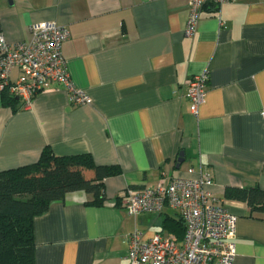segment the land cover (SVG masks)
<instances>
[{
	"label": "crops",
	"instance_id": "crops-1",
	"mask_svg": "<svg viewBox=\"0 0 264 264\" xmlns=\"http://www.w3.org/2000/svg\"><path fill=\"white\" fill-rule=\"evenodd\" d=\"M188 1L0 0L9 44L27 39L34 22L68 28L62 56L90 98L75 104L59 84L12 107L0 93V171L34 163L45 146L121 170L104 179L101 205L71 192L34 217L35 264H128L135 229L175 238L162 222L177 211L132 217L117 198L125 187H153L161 170L186 175L199 162L211 173L209 190L237 217L233 264H264V214L223 198L226 186L264 190V0L208 1L186 37ZM203 72L206 95L194 116L185 87Z\"/></svg>",
	"mask_w": 264,
	"mask_h": 264
},
{
	"label": "built area",
	"instance_id": "built-area-1",
	"mask_svg": "<svg viewBox=\"0 0 264 264\" xmlns=\"http://www.w3.org/2000/svg\"><path fill=\"white\" fill-rule=\"evenodd\" d=\"M220 6L231 0H189L183 35L191 37L206 2ZM222 24V22H220ZM29 37L9 44L0 32V91L22 101L28 107L40 92L61 84L75 104H89L86 92L75 88L62 56V44L69 37L65 25L54 21L34 22ZM18 76L12 79V71ZM206 72L191 76L185 87L194 116L206 95ZM213 179L199 162L186 175H170L161 170L153 187H125L117 202L127 215L160 214L165 209L178 212L184 223L181 240L169 235L134 230L128 238V264H233L236 256V221L223 201L209 187Z\"/></svg>",
	"mask_w": 264,
	"mask_h": 264
},
{
	"label": "trees",
	"instance_id": "trees-1",
	"mask_svg": "<svg viewBox=\"0 0 264 264\" xmlns=\"http://www.w3.org/2000/svg\"><path fill=\"white\" fill-rule=\"evenodd\" d=\"M0 93L5 105L13 107L19 100L6 90ZM120 173L118 166L95 164L89 154L56 156L48 146L34 163L0 171V264H35L34 217L71 192L81 191L90 197L89 204L101 205L104 179ZM223 198L264 214V190L256 186H226ZM162 229L178 241L184 223L180 217L164 219Z\"/></svg>",
	"mask_w": 264,
	"mask_h": 264
},
{
	"label": "water",
	"instance_id": "water-1",
	"mask_svg": "<svg viewBox=\"0 0 264 264\" xmlns=\"http://www.w3.org/2000/svg\"><path fill=\"white\" fill-rule=\"evenodd\" d=\"M183 162V153L180 152L179 153V157L177 159V164H176V168H179L180 164Z\"/></svg>",
	"mask_w": 264,
	"mask_h": 264
},
{
	"label": "rangeland",
	"instance_id": "rangeland-1",
	"mask_svg": "<svg viewBox=\"0 0 264 264\" xmlns=\"http://www.w3.org/2000/svg\"><path fill=\"white\" fill-rule=\"evenodd\" d=\"M151 236V235H150ZM144 237H149L147 234H144Z\"/></svg>",
	"mask_w": 264,
	"mask_h": 264
}]
</instances>
